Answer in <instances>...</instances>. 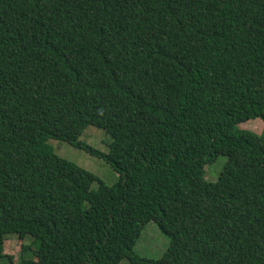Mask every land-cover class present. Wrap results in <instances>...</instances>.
<instances>
[{
	"label": "trees",
	"instance_id": "16d2710c",
	"mask_svg": "<svg viewBox=\"0 0 264 264\" xmlns=\"http://www.w3.org/2000/svg\"><path fill=\"white\" fill-rule=\"evenodd\" d=\"M256 118L264 0H0V258L15 233L38 241L18 264H264V130L238 127ZM89 125L108 152L79 140ZM150 221L157 259L134 251Z\"/></svg>",
	"mask_w": 264,
	"mask_h": 264
},
{
	"label": "rangeland",
	"instance_id": "374dc122",
	"mask_svg": "<svg viewBox=\"0 0 264 264\" xmlns=\"http://www.w3.org/2000/svg\"><path fill=\"white\" fill-rule=\"evenodd\" d=\"M238 127L260 134L264 130V121L259 118L249 119L239 123ZM79 140L106 153L109 150L108 144L112 138L103 128L89 125L83 130ZM47 143L58 156L92 172L107 185H113L118 181V173L104 159L93 156L85 150L77 148L63 140L49 139ZM226 160V156L220 155L216 158L215 162L206 165L205 178L208 181H216ZM92 188H97V182L92 184ZM32 240L33 238L29 235L25 236L21 242L15 233L5 235V252L13 255L14 264H18L20 258H33V251L38 248V241L32 243ZM23 243L30 246L26 252L20 251V245ZM168 246L169 238L159 230L156 223L150 221L142 229L140 237L134 246V251L142 257L157 259ZM0 264H8L7 258H0ZM119 264H130V261L128 258H124Z\"/></svg>",
	"mask_w": 264,
	"mask_h": 264
}]
</instances>
